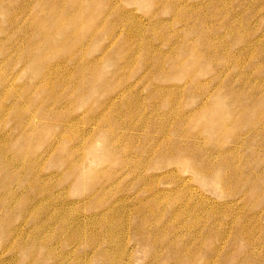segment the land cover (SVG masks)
<instances>
[{"label": "rangeland", "instance_id": "374dc122", "mask_svg": "<svg viewBox=\"0 0 264 264\" xmlns=\"http://www.w3.org/2000/svg\"><path fill=\"white\" fill-rule=\"evenodd\" d=\"M0 264H264V0H0Z\"/></svg>", "mask_w": 264, "mask_h": 264}, {"label": "bare ground", "instance_id": "6f19581e", "mask_svg": "<svg viewBox=\"0 0 264 264\" xmlns=\"http://www.w3.org/2000/svg\"><path fill=\"white\" fill-rule=\"evenodd\" d=\"M53 11V10H52ZM67 13H69V12H67ZM71 14V13H70ZM42 62V61H41ZM43 65V64H42Z\"/></svg>", "mask_w": 264, "mask_h": 264}]
</instances>
